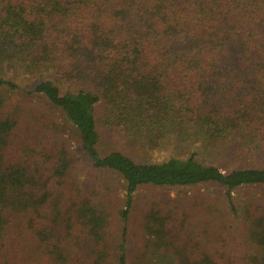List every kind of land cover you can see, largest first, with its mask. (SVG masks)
<instances>
[{
  "label": "trees",
  "instance_id": "trees-1",
  "mask_svg": "<svg viewBox=\"0 0 264 264\" xmlns=\"http://www.w3.org/2000/svg\"><path fill=\"white\" fill-rule=\"evenodd\" d=\"M17 91L0 96V264H264V196L232 199L264 166L123 151L192 134L262 149L264 0H0V94ZM208 188L237 236L217 234Z\"/></svg>",
  "mask_w": 264,
  "mask_h": 264
},
{
  "label": "rangeland",
  "instance_id": "rangeland-1",
  "mask_svg": "<svg viewBox=\"0 0 264 264\" xmlns=\"http://www.w3.org/2000/svg\"><path fill=\"white\" fill-rule=\"evenodd\" d=\"M21 85V89L23 91H26L30 90L34 83L32 81H22ZM22 94H24V92L21 91H17L15 93L2 92L0 96L2 95L11 99H19L20 96L24 97V95ZM28 105L34 108V110L38 113H46L45 107L37 99L29 100ZM103 137L101 138L98 145V149L101 154L106 153L108 149H114L116 147L113 138H108L106 136ZM70 142L72 147L76 146V142L73 139H71ZM237 144L239 143L231 141L230 139L227 141H219L215 143H205L204 139H202L199 134H192L190 138L186 139L184 143H180L179 145L170 147L164 145L163 148L160 149V151L154 154H149L147 156L133 151L128 147H124L123 151L138 162L142 160L151 162L160 158L168 157L169 155H175L177 157L184 158L192 154L194 155L195 159H197L199 162L216 166L222 171H229L234 167L264 166V144L262 145V149L258 151H253L252 147H248L245 144L240 143L238 146ZM248 148L251 149L252 152L249 151ZM203 192L209 193L211 198H217V200L215 201V207L219 210V212H222L224 214L222 221H224L225 230H218L217 234L221 236L222 239H228V237L233 235L237 236L236 220L229 212L228 205L224 200V191L222 189L208 188L206 190L203 189ZM175 193L176 191H172L170 193V196H174ZM260 195L264 196V188L239 189L233 191L232 199L234 204L238 205L242 200L247 199L249 196L259 197ZM218 217L219 218L214 217V220H217L219 222L221 221L220 218L222 216ZM206 218L211 219V216H206ZM136 220V216L133 215L132 217H130V220L128 222V233L126 235V239L128 242V247H126L127 252L129 251V243L131 246H134L133 242H136L133 237V232L131 230L135 227ZM110 234L112 235L111 241L114 243L113 246L116 243H119L120 230L117 228V226L113 228ZM212 237H210L211 241H213ZM212 245L213 244L211 242L209 244V247Z\"/></svg>",
  "mask_w": 264,
  "mask_h": 264
}]
</instances>
